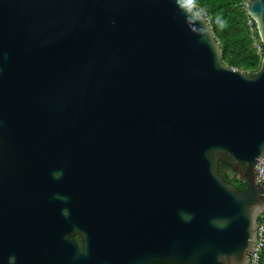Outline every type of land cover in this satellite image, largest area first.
<instances>
[{"label":"water","instance_id":"1","mask_svg":"<svg viewBox=\"0 0 264 264\" xmlns=\"http://www.w3.org/2000/svg\"><path fill=\"white\" fill-rule=\"evenodd\" d=\"M263 153L264 58L191 0H0V264H248Z\"/></svg>","mask_w":264,"mask_h":264},{"label":"trees","instance_id":"2","mask_svg":"<svg viewBox=\"0 0 264 264\" xmlns=\"http://www.w3.org/2000/svg\"><path fill=\"white\" fill-rule=\"evenodd\" d=\"M191 4L198 11L208 14L209 24L221 46L223 62L227 66L244 73L260 70L264 53L258 52L248 28L249 15L244 9L245 0H191ZM256 35L262 43L258 30ZM220 174L239 192L250 189V184L240 181L238 173L229 166L220 165ZM81 240L80 237L74 239L82 247Z\"/></svg>","mask_w":264,"mask_h":264},{"label":"built area","instance_id":"3","mask_svg":"<svg viewBox=\"0 0 264 264\" xmlns=\"http://www.w3.org/2000/svg\"><path fill=\"white\" fill-rule=\"evenodd\" d=\"M196 9L197 7L194 6ZM245 10H247V5L245 4ZM202 14L208 19V14L202 12ZM248 28L251 31L252 37L255 39V47L257 48L258 52L261 54L264 53V46L260 43L259 39L257 38V24L256 22L250 18L248 20ZM236 71V69H234ZM256 184L261 187L264 191V153L260 157L258 165L256 167ZM264 197V193H263ZM264 260V210L258 216L257 219V231H256V238H255V245L254 249L250 256V264H262Z\"/></svg>","mask_w":264,"mask_h":264},{"label":"flooded vegetation","instance_id":"4","mask_svg":"<svg viewBox=\"0 0 264 264\" xmlns=\"http://www.w3.org/2000/svg\"><path fill=\"white\" fill-rule=\"evenodd\" d=\"M259 205H260L261 209H264V197H263L262 201L259 203ZM76 237H80V236H75V237H73V238H72L73 241H74V239H75ZM80 238H81V237H80ZM81 239H82V238H81ZM81 241H82V247H83V239H82ZM75 242H76V241H75ZM79 246L81 247L80 244H79ZM82 247H81V250H82ZM248 264H250V262H248Z\"/></svg>","mask_w":264,"mask_h":264},{"label":"clouds","instance_id":"5","mask_svg":"<svg viewBox=\"0 0 264 264\" xmlns=\"http://www.w3.org/2000/svg\"><path fill=\"white\" fill-rule=\"evenodd\" d=\"M245 4H246V0H245ZM202 12V11H201ZM249 15V14H248ZM208 21H209V18H208ZM262 44H263V42H262ZM264 45V44H263ZM234 70V69H233ZM237 70V69H236ZM263 193H264V191H263ZM262 197H263V195H262ZM264 210V209H263ZM261 214V213H260ZM259 214V215H260Z\"/></svg>","mask_w":264,"mask_h":264}]
</instances>
